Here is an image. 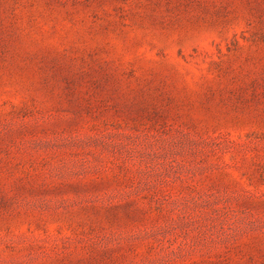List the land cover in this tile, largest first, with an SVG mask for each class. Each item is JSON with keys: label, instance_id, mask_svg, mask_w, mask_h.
Wrapping results in <instances>:
<instances>
[{"label": "rangeland", "instance_id": "374dc122", "mask_svg": "<svg viewBox=\"0 0 264 264\" xmlns=\"http://www.w3.org/2000/svg\"><path fill=\"white\" fill-rule=\"evenodd\" d=\"M0 264H264V0H0Z\"/></svg>", "mask_w": 264, "mask_h": 264}]
</instances>
